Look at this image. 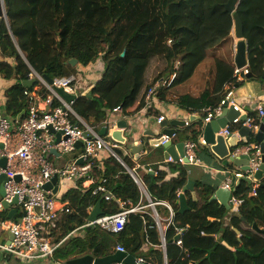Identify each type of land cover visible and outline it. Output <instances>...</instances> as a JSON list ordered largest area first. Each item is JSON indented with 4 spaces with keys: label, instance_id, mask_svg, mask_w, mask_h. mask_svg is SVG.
Instances as JSON below:
<instances>
[{
    "label": "trees",
    "instance_id": "obj_1",
    "mask_svg": "<svg viewBox=\"0 0 264 264\" xmlns=\"http://www.w3.org/2000/svg\"><path fill=\"white\" fill-rule=\"evenodd\" d=\"M6 1L9 26L0 19V75L14 80L5 93L4 113L9 117L18 119L23 114L21 121L26 118L32 104L26 93L34 92L36 87L39 95L48 96L39 80L31 87L24 84L33 74L52 80L77 77L79 68L102 63L101 79L82 91L73 105L74 111L96 131L105 127L117 107L125 116L140 111L149 90L175 75L161 90V100L200 114L185 129L193 141L199 142L204 133L205 110L220 104L228 86L242 87L246 81L234 80L235 22L226 9L230 0ZM237 12L248 45L250 79L264 83V0H240ZM11 59L13 63L8 61ZM71 60L77 65L70 64ZM249 117L252 124H259L258 114L251 112ZM242 127L234 125L231 129ZM207 151L211 152L209 148ZM125 161L131 167L130 160ZM222 167L231 176L237 172L232 164ZM156 170L157 175H145L148 192L154 200L168 201L176 210L175 223L166 233L168 264H264V234L253 228L257 225L264 230V181L253 197V184L241 180L233 194L241 201L235 212L211 201L218 186L208 180L197 181L196 197L187 192L190 210L179 214L177 192L185 188L190 173L182 164ZM93 171L95 183L88 190L76 188L67 193L70 212L62 215L59 230L53 232L56 243L83 224L89 217L88 210L99 201L104 215L118 213L119 202L126 207L139 204L140 190L116 158L95 162ZM170 174L178 175L170 179ZM100 185L106 193H95ZM106 194L112 195L108 201ZM6 217V213L0 214V219ZM186 226L189 228L183 244L177 245V229ZM114 237L135 257L146 241L158 248L161 244L153 219L138 213L130 215L120 234L96 228L86 230L83 237L67 240L55 259L68 261L87 255L103 258L110 253ZM152 253L148 261L164 263L160 250Z\"/></svg>",
    "mask_w": 264,
    "mask_h": 264
},
{
    "label": "built area",
    "instance_id": "obj_2",
    "mask_svg": "<svg viewBox=\"0 0 264 264\" xmlns=\"http://www.w3.org/2000/svg\"><path fill=\"white\" fill-rule=\"evenodd\" d=\"M178 65L179 62L175 66L178 67ZM249 74L248 64L243 68L236 66L234 80L241 82ZM31 78L40 81L48 96L39 95L38 87L35 88L34 92H27L26 94L31 98L32 104L23 121L5 115L4 111L0 109V145H2V148L0 147V159L7 160L6 168H0V176L2 174L6 176V180L2 184L5 194L0 196V214H7L5 219H0V229L11 235L9 243H0V252L26 263L34 261L55 262L57 261L55 259L56 252L67 240L82 237L86 230L96 228L112 234H120L125 231L130 215L141 213L149 215L155 222L161 238L160 248L166 253V233L175 223L176 210L168 201L154 200L146 192L142 179L137 173L144 168L141 159L145 155V151L142 150L135 154L128 150L126 145L112 138V133L118 126L117 121L110 119L104 127L107 129L106 135H100V132L96 131L74 111L75 100L69 102L59 93V90L63 89L66 93L78 98L82 91L89 90L91 83L86 81L82 73L77 77L53 79L52 83L36 73ZM174 78L175 75L168 80L159 81L152 87L148 92L144 108L138 113L143 116L144 112V116H146L153 109V106L159 101L162 102L161 90L168 87ZM236 90L234 85L228 86L225 97L220 104L205 110L204 121L207 124L218 119L226 109L233 108L239 112V116L222 129L220 134L226 138L233 134L237 135L238 147L232 152L233 157L249 156V170L243 171L241 169L233 173L232 177L234 176L236 181L239 179L250 181L253 184L251 195L256 197L258 188L264 181V173L261 179L256 178V174L263 165L261 146L256 142H248L245 137L239 134V129L232 130L231 126L242 124V126L250 128L255 134L264 118L262 108L264 96L258 99L261 118L259 124H252L249 117L245 120L242 119L243 111L236 101ZM120 113H123V109L117 107L111 112V116ZM130 116L124 115L123 117L127 123L130 122L131 124L124 131L132 133L133 129L138 128V125L134 119L129 118ZM165 119V116L158 117L155 119V125H160L165 122ZM185 125L189 126V121H185ZM141 132V138L138 139L139 141L135 143V146L143 142V130ZM59 133L60 141L57 142V134ZM169 141L170 138L165 137L161 145L164 146ZM78 143H81L79 148L77 147ZM199 146H207L203 137L199 139V142L187 140L184 142L183 156L177 152L178 159H174L168 154L164 163L208 167L204 165L198 155ZM53 151H56L57 154H53ZM111 157L116 158L121 163L139 186L142 194L139 204L126 207L125 203H122L118 213L103 215L93 222L87 218L83 224L56 243L53 232L59 230L58 223L62 215L70 212V201L67 193L73 188L88 190L95 183L94 163H100ZM125 159H129L133 166L130 167ZM146 171L155 175L158 174L151 167H148ZM227 173L231 174L229 171ZM172 177L169 176L170 179ZM54 178H57L56 185L47 191L45 186L50 184ZM231 182L228 180L226 184V188L230 190H232ZM55 187L58 190L53 193ZM98 192L106 193L105 187L103 185L98 186L95 193ZM182 192V189L177 192L178 197ZM111 198L112 196L108 194L105 196L107 201ZM15 199L18 200L17 205L14 204ZM230 200L233 202L235 212L241 201L234 196ZM5 203L10 206L9 210H5ZM159 207L164 208L168 214L165 215L166 213L158 210ZM14 208L17 209V217H9V212ZM92 211L93 208L88 210V216L91 215ZM188 228L189 226L177 229L175 238L177 245L183 244L182 238ZM117 250L126 253L123 245H119ZM136 263L154 264L142 256L136 258ZM163 264H168L167 257H165Z\"/></svg>",
    "mask_w": 264,
    "mask_h": 264
},
{
    "label": "water",
    "instance_id": "obj_3",
    "mask_svg": "<svg viewBox=\"0 0 264 264\" xmlns=\"http://www.w3.org/2000/svg\"><path fill=\"white\" fill-rule=\"evenodd\" d=\"M6 0H0V19H4L8 23V17L6 12ZM240 0H230L226 4V9L233 14L234 17V33L235 38L238 40V43L236 44V54H235V65L238 68H243L248 64V45L245 40V34H244V25L243 22L237 12V9L239 7ZM9 26V24H8ZM125 55V52L122 54V56ZM70 64L77 65L76 60H71ZM252 77L251 74L247 75L245 78L250 79ZM49 83H52L53 80L49 79L48 77H44ZM36 79H30L29 81L25 82L24 84L28 87H31L35 84ZM59 93L69 102L74 101L77 99V96L70 95L66 93L63 89L59 90ZM264 110V105L262 106ZM23 114H21L18 117V120H21ZM237 116H239V112L235 111L233 108L230 110H225L223 115L219 117L218 119L205 124L204 127V134L203 138L205 142L207 143V146L210 148L212 153L215 155V157L219 158L221 161H223L225 166H229L230 164H233L235 166L240 167L243 171L249 170V156L247 155H241L239 157H233L232 152L233 150L238 147V137L236 135H231L230 137L226 138L222 134H220V131L224 129L227 125H229L230 122H232ZM243 120L247 119V116L242 117ZM170 125H174L176 127H184L185 122L183 121H174L169 122L165 121L161 123L158 127H153L151 129H148L143 133V142L140 145H137L132 148V152L137 154L140 151H145L147 146H153V147H163L166 150V157L168 154H170L174 159H178L177 152L180 153L181 156H183V148H184V142H181L179 144H174L173 139L178 134V130L175 128H171ZM128 127L127 121H120L118 123L117 129L113 131L112 138L120 142L124 145L127 144V137L124 135V129ZM107 133V129L103 128L100 131V135L105 136ZM239 134L242 137H245L248 142H251L252 139H255L257 143L261 146V154H262V162L263 165L261 166L260 171L256 174V178L261 179L263 177L264 173V118L262 122L259 124L258 131L253 134L250 128L243 126L240 130ZM165 137H169L170 141L162 146L161 142L164 140ZM60 141V133L57 134V142ZM81 146V143H78L77 147L79 148ZM2 148V145H0ZM53 154H57L56 151L52 152ZM7 160L6 159H0V168H6ZM6 180V176L2 174L0 176V195L4 196V187L3 182ZM241 180L235 179V177H232V182L230 184V187L232 190L228 188H219L216 193L212 196L211 201H218L222 206H224L226 209L234 212V205L233 202L230 200L232 195L234 194L236 187L240 184ZM57 183V178H54L52 182L45 186V189L47 191L51 190L54 185ZM196 182L193 179H189L185 188L183 189V193L178 197V200L176 202V205L178 206V213L184 214L185 212L190 210V207L188 205V197L187 192L191 191L193 192V196L196 197L195 191ZM58 190L57 187L53 190V193H56ZM111 196V195H110ZM14 204H18V200H14ZM102 201H99L96 206L93 208V211L91 215L89 216V221H96L99 217L103 216V211L101 207ZM5 210H9L10 206L6 203L4 204ZM9 217L16 218L17 217V209H12L9 212ZM253 228L257 230L258 232L264 234V230L260 229L257 225H253ZM219 239L222 238L221 235L218 237ZM11 240V235H9V240L7 243H9ZM226 246H228L226 243H224ZM3 257V253L0 252V260ZM137 264L136 263V257L133 255H128L126 253L117 252L115 255L107 256L103 258H95L91 255H87L84 257H81L79 259L70 260L67 262V264Z\"/></svg>",
    "mask_w": 264,
    "mask_h": 264
},
{
    "label": "crops",
    "instance_id": "obj_4",
    "mask_svg": "<svg viewBox=\"0 0 264 264\" xmlns=\"http://www.w3.org/2000/svg\"><path fill=\"white\" fill-rule=\"evenodd\" d=\"M6 23H7V21H6ZM8 24L9 23H7V25ZM237 43H238V40L236 39L235 44H237ZM1 60L2 59L0 56V61ZM8 61L10 63H13L12 59L8 60ZM97 64L86 67V68H80L79 69V71L86 78V81L88 83H91V86L93 84H95L99 79H101V77L103 75V69H104L103 66H101V70H100V66ZM245 79H246V81H244V84L242 87H239V86L236 87L235 86L237 89L236 95H235L236 101H237L238 105H240L242 107V111H243L242 117H244V116L249 117V113L255 112L256 114H258L259 121H260L261 118H260L259 109H258V99L260 97L264 96V83L257 81L255 79H247V78H245ZM13 84H14V80H5L0 75V109L2 111H4L6 101H7L5 93H6L7 89H9ZM263 105H264V103H263ZM134 109L135 108L131 109L130 111L134 112ZM138 112L133 113L129 117L130 119L132 118V120L134 119V121L136 122V125H138V128L133 129L132 133L124 131V135H125V137H127L126 147H127V145H130V143H131L130 147L128 148V150H130V151H132V148L135 147V143L139 141L138 139L141 138V133H142L141 130H143V133H144L148 129H151L153 127L155 128V127L159 126V125H155L156 124L155 119H157L160 116H165L166 117L165 121H169V122L189 121V126L185 125L184 127H176L174 125H170L171 128H175L178 130V134L173 139L174 144H179V143L185 142L187 140H192L191 133L185 129L189 128L191 126L190 125L191 121H194V120H197L198 118H200L199 113L191 114L190 112H187L183 109H180L175 104H168V103H164L161 101H159L155 106H153V109L146 116H144V112H143V116ZM123 117H124L123 113H120V114L112 115L110 119L113 121H117V123H120V121L121 122L124 121ZM130 125L131 124L129 122L128 127ZM128 134L134 135V139L132 136V142H131V140L128 139V136H129ZM233 135H235V134H233ZM201 137H203V135ZM151 147H153V146H147L145 149V155H143V160H141V163L143 164L144 168H143V170H140L142 172V175H139L142 179L143 186L145 187V190L148 194H149V192H148V189H147V186L145 183V175L148 174L146 169L148 167H151V168L156 170V167H158V170L159 169L161 170V169L166 168V166L169 167V165H171V164L164 163V160L166 159V150L164 148L161 150H155L158 147H154L155 149L151 150ZM207 148H209V147L208 146H200V149L197 151H198V155H199L200 159L202 160V162L204 163V165H206L208 167L185 165L188 172L190 173V178L195 180L196 184H197V181H207L208 180L211 184L218 186V189L219 188H226V184L228 183V180L232 181V176L230 174H228L227 173L228 171L222 167V165H224L223 161H221L219 158L215 157V155L213 153H211L212 151L211 152L207 151ZM130 163L132 164L131 166H133V163L131 161H130ZM233 166L235 167L234 171H240L241 170L240 167L235 166V165H233ZM171 175L172 174H170L169 176H171ZM177 175L178 174H174L173 176H177ZM136 185H137V183H136ZM138 188H139V186H138ZM139 190H140V188H139ZM182 191H183V189H182ZM140 193H141V190H140ZM141 196H142V194H141ZM232 196H234V195H232ZM150 197H151V195H150ZM122 203L123 202H119L120 208H121ZM162 209H164V208H162ZM162 212L166 213L165 215L168 214V212L165 209ZM158 233H159V231H158ZM85 234H86V232L84 233L83 236H85ZM159 238H160V233H159ZM8 240H9V233L6 231L0 230V243H3V244L7 243ZM218 240L222 241V238L221 239L218 238ZM111 241L113 243V247L107 256L115 255L118 252L117 247L119 245H121L118 237L112 238ZM160 242H161V240H160ZM160 246H161V244H160ZM154 250H160L163 253V256H164L163 262H164L165 257H167L166 253H164L161 248L153 246L149 241H146L142 245V247L138 251L136 258L140 257V256L144 257L145 259H147V257L150 258L152 256V254H153L152 252ZM126 254L130 255L127 251H126ZM107 256H105V257H107ZM79 258H81V257H79ZM79 258H71L70 260L79 259ZM70 260H68V261H70ZM68 261L63 260V259H57V261H55V262L34 261V262L26 263V262H22L20 260L14 259V258L4 254L0 260V264H67ZM152 263H155V262H152ZM117 264H122V263H117Z\"/></svg>",
    "mask_w": 264,
    "mask_h": 264
},
{
    "label": "rangeland",
    "instance_id": "obj_5",
    "mask_svg": "<svg viewBox=\"0 0 264 264\" xmlns=\"http://www.w3.org/2000/svg\"><path fill=\"white\" fill-rule=\"evenodd\" d=\"M235 45H236V44H235ZM235 45H234V49H236V48H235ZM97 65L100 66V70H101L102 63H98ZM79 69H80V68H79ZM79 69H78V70H79ZM128 135H129V134H128ZM132 136H133V139H134V135H133V134L128 136V139L131 140V142H132ZM130 145H131V143H130ZM130 145H127V148H129ZM154 149H155L154 147H151V150H154ZM161 149H163V147H160V148L158 147V148H156L155 150H161ZM199 149H200V146L198 147V150H199ZM141 160H143V158H142ZM137 173H138L139 175H142V172H141L140 170H139ZM158 210H160V211L162 212L163 209H162V207H159ZM0 230H1V229H0Z\"/></svg>",
    "mask_w": 264,
    "mask_h": 264
},
{
    "label": "clouds",
    "instance_id": "obj_6",
    "mask_svg": "<svg viewBox=\"0 0 264 264\" xmlns=\"http://www.w3.org/2000/svg\"><path fill=\"white\" fill-rule=\"evenodd\" d=\"M6 21V20H5ZM107 195V194H106ZM108 195H111V194H108ZM112 196V195H111Z\"/></svg>",
    "mask_w": 264,
    "mask_h": 264
}]
</instances>
